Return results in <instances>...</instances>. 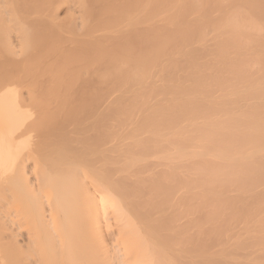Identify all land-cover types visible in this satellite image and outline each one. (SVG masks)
Here are the masks:
<instances>
[{"label": "bare ground", "instance_id": "obj_1", "mask_svg": "<svg viewBox=\"0 0 264 264\" xmlns=\"http://www.w3.org/2000/svg\"><path fill=\"white\" fill-rule=\"evenodd\" d=\"M0 264H264V0H0Z\"/></svg>", "mask_w": 264, "mask_h": 264}, {"label": "rangeland", "instance_id": "obj_2", "mask_svg": "<svg viewBox=\"0 0 264 264\" xmlns=\"http://www.w3.org/2000/svg\"><path fill=\"white\" fill-rule=\"evenodd\" d=\"M64 15L63 9L59 11V16L62 17ZM9 27V25H8Z\"/></svg>", "mask_w": 264, "mask_h": 264}]
</instances>
